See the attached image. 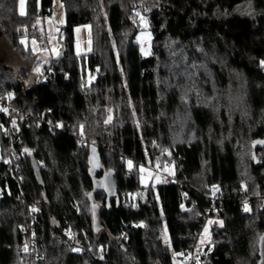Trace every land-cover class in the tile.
<instances>
[{
  "label": "trees",
  "instance_id": "obj_1",
  "mask_svg": "<svg viewBox=\"0 0 264 264\" xmlns=\"http://www.w3.org/2000/svg\"><path fill=\"white\" fill-rule=\"evenodd\" d=\"M60 1L62 54L44 64L22 40L46 48L39 23L52 0H24L23 14L18 0H0V31L23 62L0 66V94L30 116L6 137L0 110V264H23L30 236L32 264H180L200 245L210 264H264V146L261 166L252 157L264 140V0ZM140 18L152 33L145 57ZM84 24L92 49L77 55L73 30ZM92 148L100 168L89 174ZM159 162L174 180L141 185L137 167ZM213 191L223 208L202 242Z\"/></svg>",
  "mask_w": 264,
  "mask_h": 264
},
{
  "label": "rangeland",
  "instance_id": "obj_2",
  "mask_svg": "<svg viewBox=\"0 0 264 264\" xmlns=\"http://www.w3.org/2000/svg\"><path fill=\"white\" fill-rule=\"evenodd\" d=\"M18 12L19 14L24 13V0H18ZM65 24V16L63 5L60 0H52L51 12L49 15L44 16L40 20V28L43 32L46 42L45 49H39L38 44L35 40H22V43L25 46H29L31 50L37 53V57L41 60L42 63L46 64L51 59L58 58L62 54V45L61 40L62 36L60 34L61 27ZM139 24L141 29L135 36V42L138 45L139 53L141 56L145 57L151 53V40L152 33L149 30V25L145 19L140 18ZM92 49V39H91V30L89 25H79L76 26L73 30V51L75 54H86ZM23 62L13 52L3 37L0 31V66H8L15 70H18L22 67ZM39 70V68H38ZM45 75V74H44ZM47 75V74H46ZM41 78V77H40ZM39 78V79H40ZM38 79V80H39ZM178 132L181 134L187 133L186 120L183 117H180L178 120ZM179 133V135H181ZM126 166L128 170H134L132 162L127 160ZM138 176L140 184L143 186L148 185L149 183L156 184L160 181H163L165 175L173 177L174 170L173 166L169 162H159L155 163L153 166H142L137 167ZM135 172V170L133 171ZM164 182V181H163ZM213 225L212 219H207L202 232L200 234V239L202 242L208 240L210 234V228ZM162 239L165 244H169L168 236L166 229L162 231ZM27 246V244L25 245ZM25 246H23L25 248ZM23 252H27L28 249H24ZM24 252V253H25ZM33 257V256H32ZM35 258V257H34ZM33 258V260H34ZM32 260L26 258L25 264H32ZM174 264H178V261H173ZM24 264V259H23Z\"/></svg>",
  "mask_w": 264,
  "mask_h": 264
},
{
  "label": "built area",
  "instance_id": "obj_3",
  "mask_svg": "<svg viewBox=\"0 0 264 264\" xmlns=\"http://www.w3.org/2000/svg\"><path fill=\"white\" fill-rule=\"evenodd\" d=\"M47 12H51V7L47 8ZM49 79L48 75H43L41 78L38 80L39 82L46 81ZM0 110H2L5 118H6V124L1 127L3 134L8 137L9 136V131L10 127L15 125L18 120L20 121H27L29 120V114L21 112L14 104L13 100L9 98L8 96H3L0 94ZM11 152V151H10ZM22 152L21 149H17L14 152H11V157H10V162L12 163L13 161L17 160V156ZM14 171L15 173L19 172V167L17 165H14ZM132 174V172H129ZM20 179V177L18 176ZM164 183H170L174 180V177L165 175L163 177ZM21 196L23 197L24 194L21 193ZM182 200L183 202H186L187 198L184 194V192H181ZM208 199L211 203V208L208 210H205L204 213L201 214V217L205 220L209 219L212 217V213L216 214L217 210H222L223 208V202H222V197L219 193L216 191L211 192L208 195ZM182 210H186V206H182ZM37 208L30 206L28 208V221L27 224L24 223L20 226V229L22 232H26L28 228H30L33 225V222L35 220V213H36ZM65 243L68 245V247H71L74 251L79 250V248L75 245L73 236L70 232L69 229H65L62 231V234H60ZM30 241L25 246L24 249H28L26 253L27 259L31 260V257L33 256V247L35 246V241L33 236H30ZM212 250L209 247H205L203 245H200L194 249H191L190 251L187 252V254L184 256V258L180 261V264H210L209 258L211 257ZM34 257V256H33ZM26 262V259H24V264Z\"/></svg>",
  "mask_w": 264,
  "mask_h": 264
},
{
  "label": "water",
  "instance_id": "obj_4",
  "mask_svg": "<svg viewBox=\"0 0 264 264\" xmlns=\"http://www.w3.org/2000/svg\"><path fill=\"white\" fill-rule=\"evenodd\" d=\"M263 146H264V140H261V139H257L252 143V149H253L252 157H253V163H254L255 167L261 166V163H259V161L256 157V150L258 148L263 147ZM89 160L91 163V169L89 171V174H93V173L99 171L100 163H99L98 158L95 156V151H93V148H92V153L90 154ZM94 187L98 188L99 183L96 182ZM92 214H93V228L95 231H98V230H100L101 226H100L99 220L97 218V206L95 204L92 205Z\"/></svg>",
  "mask_w": 264,
  "mask_h": 264
}]
</instances>
